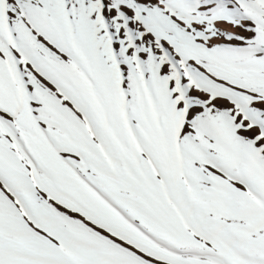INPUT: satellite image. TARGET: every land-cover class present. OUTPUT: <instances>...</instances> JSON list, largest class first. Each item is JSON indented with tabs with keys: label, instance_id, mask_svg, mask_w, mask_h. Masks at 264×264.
<instances>
[{
	"label": "snow or ice",
	"instance_id": "snow-or-ice-1",
	"mask_svg": "<svg viewBox=\"0 0 264 264\" xmlns=\"http://www.w3.org/2000/svg\"><path fill=\"white\" fill-rule=\"evenodd\" d=\"M0 264H264V0H0Z\"/></svg>",
	"mask_w": 264,
	"mask_h": 264
}]
</instances>
